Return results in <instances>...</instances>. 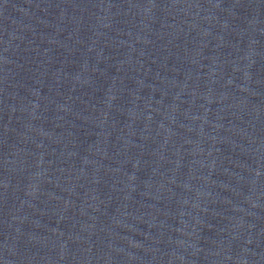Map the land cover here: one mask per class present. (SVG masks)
<instances>
[{
	"label": "water",
	"instance_id": "95a60500",
	"mask_svg": "<svg viewBox=\"0 0 264 264\" xmlns=\"http://www.w3.org/2000/svg\"><path fill=\"white\" fill-rule=\"evenodd\" d=\"M0 264H264V0H0Z\"/></svg>",
	"mask_w": 264,
	"mask_h": 264
}]
</instances>
